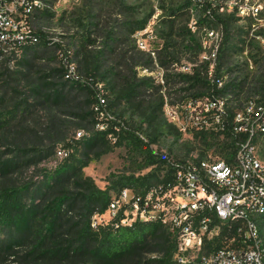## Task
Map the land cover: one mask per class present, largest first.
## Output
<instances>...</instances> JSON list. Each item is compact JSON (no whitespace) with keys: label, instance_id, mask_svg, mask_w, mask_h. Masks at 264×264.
I'll use <instances>...</instances> for the list:
<instances>
[{"label":"trees","instance_id":"1","mask_svg":"<svg viewBox=\"0 0 264 264\" xmlns=\"http://www.w3.org/2000/svg\"><path fill=\"white\" fill-rule=\"evenodd\" d=\"M205 11L208 19L214 18L224 29L212 76L213 59L205 58L198 63L200 60L197 57L188 58L193 64L192 72L170 74L171 65L179 61L174 51L176 39L171 34L164 38L160 49L149 53L139 50V56L136 57L122 54L120 63L109 65L99 77L104 67V52L114 50L107 42L88 65L86 78L66 77L70 74L64 63L60 69L63 72L62 80L33 87L26 98H21L14 91L10 97V110L3 111V108H8L9 91L3 89L5 84L0 85V130L5 129L10 133L6 136L12 138V146L7 151H16V154L7 158L0 153V264H6L11 257L19 259L15 260L19 264H181L175 256L178 237L160 219L151 222L137 220L129 225L121 223L125 215L124 208L116 216L110 214L113 193L119 194L129 188L144 194L152 187L167 182L174 172L169 157L156 152L152 147L158 143L157 136L146 140L141 134L142 124L139 128L130 127L120 116L112 118L111 110L118 103L125 102L144 123L158 130L172 128L180 136L181 132L170 125L164 116L166 96L171 94L167 89L171 84L180 85L178 91L185 93L186 100L191 97L213 98V94L224 98L236 95L237 98L227 100L231 107L224 130L212 131L209 135L206 131L210 130L193 129L194 140L199 139L200 143L209 147L215 145L216 140L223 135L224 139L217 144L216 150L220 152L221 158L233 160L237 142L245 141L248 135L234 132V107L238 106L231 105L230 101L240 102L239 94L251 81L248 84L247 79L227 81L221 87L213 81V78L222 77V71L229 66L228 58L234 44L230 30L231 19L216 15L208 3L205 4ZM146 23L147 20L136 27L131 26L130 36L144 29ZM126 38L130 39L129 34ZM109 39L116 40L111 37ZM187 41L189 47L195 46V39L189 38ZM40 43L47 45L49 40L37 31L32 33L27 42H10L12 46L26 52ZM155 62L165 71L163 84L156 83L151 76H139V68L150 70ZM252 84L263 88L264 77H254ZM149 90L153 91L151 95L155 96L154 99L147 98L146 92ZM190 93L192 96H189ZM254 93L259 95L260 92L256 90ZM261 96L262 99L256 102L264 101V95ZM29 97L37 99L38 104L46 105L49 112L46 127L43 132H36L32 146L29 144L32 138L23 133L25 128L20 127L14 133L10 129L16 113L23 105L29 104ZM59 112L79 121L78 128L86 133L66 141L64 129L67 118L60 116ZM101 126L105 128L100 129ZM45 141H50L52 145L44 148ZM61 141H66L60 147L67 149L68 155L63 158L50 180L35 188L19 186L12 180V175L21 168L42 162L52 154L54 145ZM122 146H132L141 151L146 161L142 169L153 167L152 170L140 176H116L106 189L98 187L92 178L84 177L82 166ZM163 166L168 172L161 174ZM96 215L102 219L93 226ZM234 234L235 231H229L224 226L220 235L209 241L210 248L221 246L224 236L232 238ZM22 246H26V249L21 253Z\"/></svg>","mask_w":264,"mask_h":264},{"label":"rangeland","instance_id":"2","mask_svg":"<svg viewBox=\"0 0 264 264\" xmlns=\"http://www.w3.org/2000/svg\"><path fill=\"white\" fill-rule=\"evenodd\" d=\"M246 2L247 0H75L71 3L56 2L30 20L32 32H40L46 40H49L47 45L40 43L26 52L7 42H0V85L5 84L3 89L9 91L8 108H3V111L11 109L9 108L12 107L10 97L13 96L14 91L18 92L21 98H26L30 95L33 87L45 86L46 82L62 80L63 72L60 69L64 63L68 66L70 76L86 78L88 65L94 60L98 51L104 49L107 42L114 50L106 49L107 51L104 52L105 55L102 58L104 67L99 77L102 76L106 67L120 63L122 54L139 56L137 55L139 50L149 53L154 49H160L164 38L171 34L176 39L174 51L179 61L171 65L170 74L192 72L193 64L188 58L197 57L200 60L198 63H200L204 55L211 54L213 45L218 41L216 36L208 38L207 30L213 28L220 32L224 31L223 26L217 20L208 19L206 16V3L211 4L216 15L231 19L230 30L234 45L228 58L229 66L222 71V78L225 82L235 80L239 82L247 79L248 84L251 81L239 94L240 102L230 101V104L244 106L248 102L262 99L264 87L253 86L252 79L261 75L264 77V22L262 19L257 20L239 15L238 6L246 5ZM252 3L264 5V0H250L248 5ZM260 17H264V12ZM145 20H147L146 27L130 36L131 26L136 27ZM128 34L130 39L126 38ZM109 37L116 38V40L112 39L111 41ZM189 38L195 39V46H188L187 39ZM203 44L207 45L206 50H204ZM66 55H68V59H66ZM138 73L141 77L151 76L156 83L163 84L165 71L156 62L150 70L139 68ZM45 76L47 77L43 78ZM179 87L180 85L173 86L172 84L168 87L167 92L171 94L166 96V102L170 104L186 103L185 93H180ZM256 90L260 92L259 95L254 93ZM146 93L148 99L155 98L154 95H151L152 90ZM189 96H192L191 93ZM226 98L230 100L237 97L229 95ZM37 101L34 97H29V104L23 105L16 113L13 127L10 128L12 133L16 129L19 130L20 127L21 129L25 128L24 135L32 138V142H29L30 146L36 140V132H43L48 121L49 112L46 105L38 104ZM175 110L178 111L177 123L179 126L182 125L181 129L169 121L167 109L164 111V116L170 125L175 126L181 132L180 136L172 128L158 130L156 127L144 123L136 111L125 102L118 103L112 108L111 117L120 116L130 127L134 128H139L142 124V136L146 140L149 137L157 136L158 143L152 147L156 152L162 153L172 160L187 158L192 151L199 152L204 156L211 155L214 159H223L216 149L218 148L217 144L222 143L224 136L220 135L216 140L217 143L212 147L206 146L203 142L200 143L199 139L195 141L192 126H195L196 123H191L189 119L183 121L181 114L186 116L187 113L183 105L178 109L175 107ZM59 115L67 118L64 129L67 134L66 141L74 137L79 138L78 132H81L82 135L86 133L82 128H78L79 121H75L76 119H72L62 112H59ZM186 126L187 128H185ZM100 129L103 128L100 127ZM4 130H0V153L5 155L4 158H7L16 154V151L14 153L7 151L12 146V138L7 137L6 135L10 133ZM206 132L209 135L212 134L210 133L212 131ZM177 137L180 138L177 139ZM66 141L53 144L52 154L37 165L21 168L12 175V180L19 186L29 185L31 188L50 180L56 168L63 161L58 157L57 150ZM51 145L50 141H45L44 148ZM258 148L264 157V137L259 138ZM145 162L141 151L132 146H122L115 147L99 159L91 160L86 166H81L84 177L92 178L98 187L106 189L111 186L116 176H140L150 172L153 167L142 169ZM165 170L166 167L163 166L160 173L163 174ZM0 180H2V176H0ZM95 219L96 223L101 220L96 217ZM25 249L26 246H22L21 253ZM15 260L19 259L11 257L6 264H19Z\"/></svg>","mask_w":264,"mask_h":264},{"label":"built area","instance_id":"3","mask_svg":"<svg viewBox=\"0 0 264 264\" xmlns=\"http://www.w3.org/2000/svg\"><path fill=\"white\" fill-rule=\"evenodd\" d=\"M73 1L0 0V42H27L33 33L30 20L56 2ZM249 3L247 0L246 5L238 6L239 15L264 22V17H260L264 5ZM213 36L218 41L211 54L203 58L213 59L211 76L224 34L213 28L207 30V37ZM203 48L206 50L207 45L203 44ZM213 81L219 87L225 83L222 77ZM212 97H191L183 104L166 102L164 110L168 111L169 121L180 129L175 107L183 105L187 110L186 116L181 114L183 121L196 123L193 129L224 130L231 106L227 98L214 94ZM234 110V132L246 133L248 137L237 142L233 160L214 159L192 151L187 158L176 162L168 158L174 172L167 182L144 194L129 188L113 193L110 214L116 216L124 208L122 224L160 219L177 235L175 256L181 264H264V157L258 148L259 138L264 137V101H251ZM81 135L78 132L77 136ZM57 154L63 159L68 150L59 147ZM167 172L168 169L164 173ZM95 217L102 219L100 215ZM96 224L94 218L93 226ZM224 226L235 234L232 238L224 236L221 246L210 248L209 241L219 236Z\"/></svg>","mask_w":264,"mask_h":264}]
</instances>
